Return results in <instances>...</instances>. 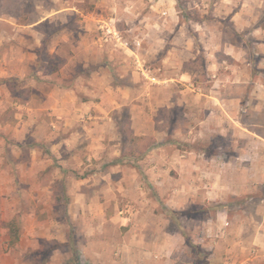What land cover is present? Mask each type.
<instances>
[{
    "label": "crops",
    "instance_id": "crops-1",
    "mask_svg": "<svg viewBox=\"0 0 264 264\" xmlns=\"http://www.w3.org/2000/svg\"><path fill=\"white\" fill-rule=\"evenodd\" d=\"M263 4L264 0H226L222 4L221 8L229 12L232 38L228 37L224 28L218 30L217 37L219 47L229 60L207 62L205 75L207 82H212L209 93H197L201 86L194 84V74L181 71L180 65L178 70L173 71L177 77L155 79L164 84L174 82L175 90L181 95L177 99L165 95L163 101L156 104L151 101L152 107L157 110L156 107L160 106L183 105L195 111L199 108L206 113L202 118L192 111L187 115L191 121L198 120L204 124L214 118L227 123L229 119L234 121L236 108L249 107L253 113L262 112L264 26L260 15ZM210 34L216 36L214 31ZM92 49L93 52L97 50L96 46ZM259 52L263 58L254 60L252 55L259 56ZM89 55L84 57L85 65H94L89 74L71 75L65 73V67L61 73L46 74L49 82L46 84L48 88L42 92L43 98L31 95L25 104H17L9 84L0 81V116L13 104L18 105L20 110L15 121L0 120V225L6 226L5 231L0 227L3 234L0 247L2 241L5 242V253L8 251V255L4 253V258L7 263L35 264V257L43 251V242L53 241L57 246L51 249L44 264H71L74 253L82 264H223L224 248L199 261L192 254L191 246L185 243L179 222L177 228L170 226V217L175 210L173 206L183 207L188 204V197L182 199V196L178 198L172 194L167 198L161 190L152 194L147 192L155 185L164 184L160 175L169 184L180 182L191 186L184 191L185 194L191 192L195 186L190 177L188 183L185 182L184 173L195 174L200 166L196 158L202 152L183 153L179 148L171 150L159 145L150 151L157 156L151 163L132 165L122 160L123 133L119 129L118 118L111 112L129 104L132 108L130 120L135 128L133 135L144 136L149 131L135 124L139 120L135 113L141 105L138 101L125 100L118 92L119 86L114 83L111 69L103 65L99 56ZM15 58L22 59L8 51L3 54L0 80L11 77L22 79L31 73L21 66L16 67L18 62ZM134 72L139 75L138 71ZM135 73L133 82L136 81ZM67 78H71L81 89L67 86ZM212 78L221 84H213ZM188 79L192 82L190 86L182 83ZM181 85L185 88L182 89ZM138 87L131 88L133 95ZM185 92L203 95L204 101H197V96L196 99H192L191 95L187 98V95L183 96ZM143 118L144 115H140V119ZM254 126L261 124L257 122ZM193 127L189 125L190 132H193ZM221 128L219 132L226 135L227 126L222 124ZM243 129L264 139V135L256 130ZM178 131L180 134L183 132L179 129L175 132ZM195 131L199 130L195 128ZM200 131L203 132L202 129ZM115 147L114 159L104 165V173L99 165L85 171L90 165H86L85 160L100 161L109 149ZM148 154L149 151L144 153ZM226 163L229 164L228 161ZM254 166L259 170L253 179V185L257 186L264 182V172L260 173L264 164L260 160ZM142 171L149 174L148 179H141ZM143 180L146 188H143ZM134 183L141 187L136 193L132 190ZM122 189L125 191L121 195L115 192ZM205 194L210 193L207 190ZM236 194L241 195V192ZM258 198L264 201V197ZM120 201L127 204L120 205ZM13 219L19 224L20 238L15 247L8 249V223ZM261 228L264 229V217L259 223ZM237 235V245H241L245 238V226L238 224Z\"/></svg>",
    "mask_w": 264,
    "mask_h": 264
},
{
    "label": "rangeland",
    "instance_id": "rangeland-1",
    "mask_svg": "<svg viewBox=\"0 0 264 264\" xmlns=\"http://www.w3.org/2000/svg\"><path fill=\"white\" fill-rule=\"evenodd\" d=\"M223 3L226 0H0V59L7 51L14 57L22 58L24 55L22 59L15 58L18 62L16 67L21 66L31 73L22 79L12 77L15 80L11 81L9 88L10 85L14 88V91L10 90L15 102L25 104L31 95L42 97L43 90L48 88L46 84L49 81L45 78L48 69L60 64V73L65 67V73L71 75L87 74L94 65H85V55L99 56L103 65L111 69L114 83L119 86L118 92L125 100L138 101L141 105L136 108L139 120L135 124L149 131L144 136L133 135L135 128L130 120L132 108L129 104L111 112L118 118L119 129L123 133L122 160L132 165L151 163L157 156L150 151L159 145L171 150L176 147L183 153L202 152L196 158L200 166L195 174L184 173L185 182L188 183L190 177L195 186L191 192H184L191 186L180 182L169 184L163 180V175L159 177L164 184L147 190L150 194L161 190L167 198L172 194L178 198L182 196V199L188 197V204L180 208H176V204L173 206L175 210L170 217V226L177 228L179 222L185 243L191 246L195 258L205 260L224 248L223 264H264V229H259L264 217V201L258 198L264 197V182L253 185V179L259 172L255 162L261 160L264 164V139L243 129L246 127L264 135V110L253 113L249 107L236 108L234 121L229 119L227 123L214 118L204 124L198 120L191 121L187 115L192 111L202 118L206 113L199 108L195 111L183 105H172L170 108L156 107L155 110L151 102L163 101L165 95L171 99L181 95L176 91L174 82L164 84L155 79L177 77L173 71L178 70L180 65L181 71L194 74V84L201 86L197 93H209L212 82H207L205 75L207 62L229 60L219 47L217 37L218 30L224 28L228 37L232 38L229 12L221 8ZM260 18L264 25V4ZM211 31L216 36H211ZM94 46L97 49L95 52L92 49ZM102 55L103 58H100ZM252 56L254 60L263 58L261 53ZM142 67L147 76L142 74ZM133 72L135 82L132 80ZM210 80L217 86L221 84L216 82V78ZM31 82L34 84L30 85ZM65 82L67 86L81 89L71 78ZM182 83L190 86L192 82L188 79ZM136 86L139 89L133 95L131 88ZM190 95L192 99L197 96V101H204L205 98L194 92ZM190 95L183 94L187 98ZM17 106L10 105L1 114L0 120L15 121L16 113L20 111ZM142 114L143 120L140 119ZM257 122L261 126H254ZM190 124L199 131L193 127V132H190ZM222 124L227 126L224 136L219 132ZM177 129L183 132H175ZM115 149H109L100 161L85 160L86 165L90 164L85 171L99 165L104 173V165L114 159ZM146 151H149L148 155H144ZM172 172L175 173L174 170ZM195 176H198L196 180ZM140 177L147 178L149 174L142 171ZM143 182V188H146L145 180ZM140 188L134 183L132 190L136 193ZM123 189L115 192L121 195L125 191ZM207 190L208 195L205 194ZM240 192L241 195L236 194ZM105 196L103 194V199ZM119 203L123 206L127 204L126 201ZM238 224L245 226V238L241 245H237ZM0 227L5 231L6 226ZM2 236L0 232V238ZM4 243L2 241L0 247V264H10L4 258ZM43 244V251L35 257V264H44L51 249L57 246L53 241H44ZM5 254L8 255V251ZM73 258L71 264H82L77 254L74 253Z\"/></svg>",
    "mask_w": 264,
    "mask_h": 264
},
{
    "label": "trees",
    "instance_id": "trees-1",
    "mask_svg": "<svg viewBox=\"0 0 264 264\" xmlns=\"http://www.w3.org/2000/svg\"><path fill=\"white\" fill-rule=\"evenodd\" d=\"M59 68H60V64H57L51 70L48 69L46 74H50V73H53L55 71H58ZM13 80H15V79L11 77V78L1 79L0 81H3V82H6V83L10 84L11 81H13ZM10 87H11L10 89L12 91H14L13 86L10 85ZM8 226L10 228V239L7 242V248L9 249V248L15 247L16 244L18 243L19 238H20V232H19V224H18L16 219L11 220L8 223Z\"/></svg>",
    "mask_w": 264,
    "mask_h": 264
},
{
    "label": "built area",
    "instance_id": "built-area-1",
    "mask_svg": "<svg viewBox=\"0 0 264 264\" xmlns=\"http://www.w3.org/2000/svg\"><path fill=\"white\" fill-rule=\"evenodd\" d=\"M142 70H143V74L145 75V76H147V73H145L146 72V70L142 67Z\"/></svg>",
    "mask_w": 264,
    "mask_h": 264
}]
</instances>
